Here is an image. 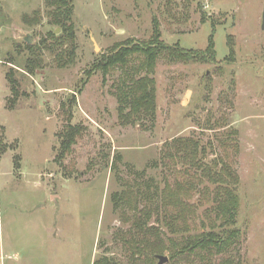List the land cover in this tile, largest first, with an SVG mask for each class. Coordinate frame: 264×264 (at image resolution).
Wrapping results in <instances>:
<instances>
[{
	"label": "rangeland",
	"instance_id": "rangeland-1",
	"mask_svg": "<svg viewBox=\"0 0 264 264\" xmlns=\"http://www.w3.org/2000/svg\"><path fill=\"white\" fill-rule=\"evenodd\" d=\"M48 1L0 0V264H92L103 256L157 264L131 260L123 234L134 221L133 196L131 206L121 199L139 191L141 208L146 180L171 181L160 149L177 137L197 139L206 162L220 156L233 166L241 231L233 255L264 264V0H71L75 51L66 67L48 39L61 32ZM154 19L160 40L183 50H204L213 34L216 61L158 58L154 121L121 127L118 68L105 77L95 70L77 89L114 46L149 41ZM9 70L19 83L12 106ZM67 111L86 130L58 161Z\"/></svg>",
	"mask_w": 264,
	"mask_h": 264
},
{
	"label": "trees",
	"instance_id": "trees-1",
	"mask_svg": "<svg viewBox=\"0 0 264 264\" xmlns=\"http://www.w3.org/2000/svg\"><path fill=\"white\" fill-rule=\"evenodd\" d=\"M71 2L48 1V6L55 11L51 16L52 23L61 29L56 35L52 31L48 33L52 47L57 49L54 59L60 67L73 64L75 42ZM152 24L153 34L149 41L126 40L114 46L85 71L77 89L81 92V87L95 70H100L105 77L111 69L118 68L123 77L115 87L114 95L121 127L139 125L147 129L145 123L154 121L156 88L153 75L158 58L173 63L216 61L213 34L208 37L204 50L187 51L177 44H165L160 40L155 19ZM27 49L31 55L36 54V48L27 46ZM137 60V66H132L131 63ZM29 64H26L27 70ZM5 76L10 91L15 94L10 101L12 106L19 95V83L10 70ZM74 95L69 100L70 105L75 103ZM61 106L64 109L63 103ZM65 114L68 125L57 135L58 161L69 155L76 140L86 130L82 125H71L72 114L68 111ZM4 152L0 135V155ZM160 152L159 165L170 173L171 181L165 178L163 187H159L152 180H146L149 192L141 193L146 201L141 208H138L139 191H129L121 199L131 206L130 196H133L134 221L123 234L124 243L131 251V260L136 262L144 257L143 260L152 261L168 252L170 264H242L233 255L241 237L237 226L239 179L233 166L220 156L206 162L204 146L191 137L173 138L162 145ZM92 264L116 263L111 257L103 256Z\"/></svg>",
	"mask_w": 264,
	"mask_h": 264
},
{
	"label": "water",
	"instance_id": "water-1",
	"mask_svg": "<svg viewBox=\"0 0 264 264\" xmlns=\"http://www.w3.org/2000/svg\"><path fill=\"white\" fill-rule=\"evenodd\" d=\"M261 29L264 30V15L262 16V26ZM26 42L29 43V39L26 38ZM167 257L165 256H158V263L157 264H163L167 262Z\"/></svg>",
	"mask_w": 264,
	"mask_h": 264
}]
</instances>
